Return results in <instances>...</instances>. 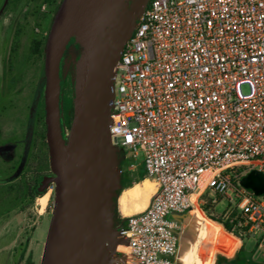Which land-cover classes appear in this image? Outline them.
I'll return each mask as SVG.
<instances>
[{
    "label": "built area",
    "instance_id": "obj_1",
    "mask_svg": "<svg viewBox=\"0 0 264 264\" xmlns=\"http://www.w3.org/2000/svg\"><path fill=\"white\" fill-rule=\"evenodd\" d=\"M110 138L125 169L140 163L156 184L116 227L120 264H176L168 214L207 194L264 249V193L240 184L264 174V0H148L117 63Z\"/></svg>",
    "mask_w": 264,
    "mask_h": 264
},
{
    "label": "water",
    "instance_id": "obj_2",
    "mask_svg": "<svg viewBox=\"0 0 264 264\" xmlns=\"http://www.w3.org/2000/svg\"><path fill=\"white\" fill-rule=\"evenodd\" d=\"M148 0H64L45 51V120L54 174L55 209L42 264H120L111 200L122 170L110 138L117 63ZM84 49L76 71L74 114L68 139L62 125L60 67L72 37ZM67 139V141H66ZM240 184L259 196L264 174L253 170ZM217 264H236L228 260Z\"/></svg>",
    "mask_w": 264,
    "mask_h": 264
},
{
    "label": "rangeland",
    "instance_id": "obj_3",
    "mask_svg": "<svg viewBox=\"0 0 264 264\" xmlns=\"http://www.w3.org/2000/svg\"><path fill=\"white\" fill-rule=\"evenodd\" d=\"M63 1L0 0L2 188L11 185L22 174L27 175V179L35 188L40 184L41 177L54 175L49 149L42 139L46 128L44 61L30 59L29 49L32 39L42 35L47 37V45L53 21ZM83 49V45L73 36L63 55L62 122L67 139L73 121L71 108L75 99L77 65ZM243 92H248L246 86L243 87ZM138 168L135 171H126V175H129L127 185L133 186L145 179L154 182L151 178L142 179ZM55 186L56 184L52 183L42 194L35 191L34 199L29 197L16 208H12L11 194H3L0 190V264L43 263L54 216ZM121 193L122 191L116 194L115 205L111 200V208L113 213L114 209L117 212L118 220L125 216L121 212L118 199ZM209 196L207 194L203 197L206 202L200 207H206L217 220L234 227L237 223L236 213L230 208L228 200L212 194L216 203H209ZM145 203L144 198L135 200L130 205L132 213L140 211V207H143V210ZM203 211L194 204L190 220L192 241L182 256V264H209L218 260L219 254L232 256L239 246H243L245 256L264 263V249L258 245L256 238L235 237L232 232L222 231L216 223L208 220Z\"/></svg>",
    "mask_w": 264,
    "mask_h": 264
},
{
    "label": "trees",
    "instance_id": "obj_4",
    "mask_svg": "<svg viewBox=\"0 0 264 264\" xmlns=\"http://www.w3.org/2000/svg\"><path fill=\"white\" fill-rule=\"evenodd\" d=\"M46 40L47 37L45 36H41L39 38H33L30 44V49H29V57L32 60H35L37 62H41L44 61V57H45V50H46ZM18 42V39L16 40ZM44 67V66H43ZM63 73V61H62V65H61V74ZM71 112H72V116L74 114V108L72 105L71 108ZM63 125V122H62ZM43 143L44 145L47 147V141H46V134H45V130L43 132ZM119 168L123 171L122 172V176H121V189L117 190L116 192H114L113 197H112V202L115 205L116 203V194L123 191L125 188L130 187L132 185H127V179L129 177V175H126V170L125 169V162L120 158L119 159ZM140 176L142 177V179L147 178L146 172L145 171H141ZM0 190L2 191L3 194H11L12 198V208H16L19 207L21 205V203H23L24 200H26L27 198H31L34 199L36 194L35 191H37V188L33 187L32 183L27 179V175L26 174H22L21 177L17 178L14 180V182L11 185H8L6 187L2 186L0 187ZM209 202V201H208ZM192 203L196 205V207L198 209H200L201 211L205 212L206 217L208 218V220L216 223V225L224 232L226 233H230L233 231V226L229 225L228 223L225 222H221L219 220H217L215 217H213L208 210L206 209V207H200L196 204V196L192 197ZM211 203V202H209ZM203 209V210H202ZM189 212L192 211V209L188 210ZM114 213H115V226H121L125 223V219L124 218H120L119 220L117 219L118 214L114 209ZM225 227V228H224ZM226 229V230H225ZM229 231V232H228ZM234 236H243L241 234V232L239 230H236L234 232ZM236 258V259H235ZM235 259V260H234ZM228 260L230 262H234L236 264H259L257 261L252 260L251 258L245 256L243 254V246H239L237 248V250L234 252V254L232 256H224L219 254L218 255V261H225ZM261 264V263H260ZM264 264V263H263Z\"/></svg>",
    "mask_w": 264,
    "mask_h": 264
},
{
    "label": "bare ground",
    "instance_id": "obj_5",
    "mask_svg": "<svg viewBox=\"0 0 264 264\" xmlns=\"http://www.w3.org/2000/svg\"><path fill=\"white\" fill-rule=\"evenodd\" d=\"M155 182L149 180V179H145L140 183H136L135 185H133L130 188H125L119 199V203H120V208H121V212L123 215H127L130 216L134 213L143 211L148 205H149V201L152 197V195L154 194L155 190H156V186H155ZM144 198L145 199V208L143 210H141L142 208L140 207V211H136L134 213H132L131 207L130 205L138 199ZM192 201V199H191ZM134 205V204H133ZM142 206V205H140ZM133 207V206H132ZM138 209V207H137ZM121 250H125L124 247H120ZM209 264H217V260L211 261Z\"/></svg>",
    "mask_w": 264,
    "mask_h": 264
},
{
    "label": "crops",
    "instance_id": "obj_6",
    "mask_svg": "<svg viewBox=\"0 0 264 264\" xmlns=\"http://www.w3.org/2000/svg\"><path fill=\"white\" fill-rule=\"evenodd\" d=\"M138 165H139L138 166L139 167L138 168L139 173L141 171H145L143 166L140 163ZM130 187H132V186H130ZM130 187H127V188H130ZM150 201H151V199H150ZM150 201H149V203H150ZM191 213H192V211L191 212L186 211L184 213L171 212L170 214H168V219L175 222L178 226L175 230V233L180 239V246H179V252H178L176 264H182V256L187 251V249L189 248V245L192 241L191 240V233H190V231H191L190 220L192 218Z\"/></svg>",
    "mask_w": 264,
    "mask_h": 264
},
{
    "label": "flooded vegetation",
    "instance_id": "obj_7",
    "mask_svg": "<svg viewBox=\"0 0 264 264\" xmlns=\"http://www.w3.org/2000/svg\"><path fill=\"white\" fill-rule=\"evenodd\" d=\"M62 61H63V58H62ZM62 61H61V65H62ZM44 64H45V57H44ZM44 72H45V68H44ZM62 75H63V73L61 74V67H60V78H61V94H60V100H61V105H62V96H63V84H62ZM45 93V92H44ZM44 115H45V100H44ZM45 123H46V120H45ZM45 130V134H46V128L44 129ZM64 134H65V132H64ZM46 141H47V134H46ZM66 141H67V139H66ZM47 144H48V142H47ZM48 147V146H47ZM48 149H49V147H48ZM54 176V175H53ZM46 177H52V176H46ZM46 177H41V179H40V184L39 185H37L36 186V188H37V191H38V188L41 186V182H42V179H44V178H46ZM125 216H128V214L127 215H125ZM236 259V258H235ZM234 259V260H235ZM259 264L261 263V264H263L262 262H258Z\"/></svg>",
    "mask_w": 264,
    "mask_h": 264
}]
</instances>
